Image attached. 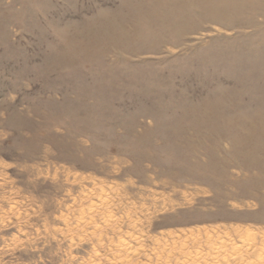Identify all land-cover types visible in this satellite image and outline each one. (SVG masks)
I'll use <instances>...</instances> for the list:
<instances>
[{"label": "rangeland", "instance_id": "obj_1", "mask_svg": "<svg viewBox=\"0 0 264 264\" xmlns=\"http://www.w3.org/2000/svg\"><path fill=\"white\" fill-rule=\"evenodd\" d=\"M221 263L264 264V0H0V264Z\"/></svg>", "mask_w": 264, "mask_h": 264}, {"label": "bare ground", "instance_id": "obj_2", "mask_svg": "<svg viewBox=\"0 0 264 264\" xmlns=\"http://www.w3.org/2000/svg\"><path fill=\"white\" fill-rule=\"evenodd\" d=\"M248 235V234H247ZM225 261V260H224ZM222 264V263H221Z\"/></svg>", "mask_w": 264, "mask_h": 264}]
</instances>
